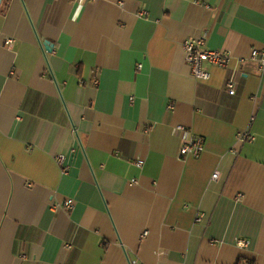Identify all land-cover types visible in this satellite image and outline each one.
I'll use <instances>...</instances> for the list:
<instances>
[{"label":"crops","instance_id":"obj_1","mask_svg":"<svg viewBox=\"0 0 264 264\" xmlns=\"http://www.w3.org/2000/svg\"><path fill=\"white\" fill-rule=\"evenodd\" d=\"M263 45L264 0H0V264H264Z\"/></svg>","mask_w":264,"mask_h":264},{"label":"built area","instance_id":"obj_2","mask_svg":"<svg viewBox=\"0 0 264 264\" xmlns=\"http://www.w3.org/2000/svg\"><path fill=\"white\" fill-rule=\"evenodd\" d=\"M146 14V13H142ZM11 44V41L7 42ZM184 50L186 54V61L190 68L192 76L196 80L208 81L210 79V73L207 66H216L219 68H228L231 62V55L225 51H217L209 49L204 39H188L184 42ZM255 62L259 66V71L262 74L264 72V45L262 50L254 49L248 59ZM240 62H245L242 60ZM142 65L138 66L141 69ZM82 82V81H81ZM83 83V82H82ZM98 83L95 82V85ZM236 74L233 72L225 83V88L230 95L236 93ZM171 108V107H170ZM175 133L181 138L182 146L180 149V156L183 159H199L205 151V139L202 136L195 135L190 129L184 126H177ZM255 140V137L250 133L249 130L242 131L238 134L237 142L240 144L251 143ZM57 163L63 168V172L67 173L65 167L66 157L59 155L56 158ZM135 165L141 168L144 165V160L138 159L135 161ZM219 172L215 171L212 176V180H217ZM132 184H137V180H132ZM69 210L73 209V201L69 200L66 203ZM202 215H198L195 219L196 222L201 221ZM240 247H246L248 243L246 241H239Z\"/></svg>","mask_w":264,"mask_h":264},{"label":"water","instance_id":"obj_3","mask_svg":"<svg viewBox=\"0 0 264 264\" xmlns=\"http://www.w3.org/2000/svg\"><path fill=\"white\" fill-rule=\"evenodd\" d=\"M50 46H52L51 43H45L42 47H43V50L44 52H50Z\"/></svg>","mask_w":264,"mask_h":264}]
</instances>
